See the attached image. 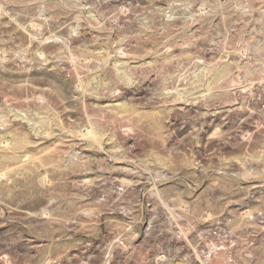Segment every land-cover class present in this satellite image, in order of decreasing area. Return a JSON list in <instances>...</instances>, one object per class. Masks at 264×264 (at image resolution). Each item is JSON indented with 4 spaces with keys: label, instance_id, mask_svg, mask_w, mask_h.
Returning a JSON list of instances; mask_svg holds the SVG:
<instances>
[{
    "label": "rangeland",
    "instance_id": "1",
    "mask_svg": "<svg viewBox=\"0 0 264 264\" xmlns=\"http://www.w3.org/2000/svg\"><path fill=\"white\" fill-rule=\"evenodd\" d=\"M0 264H264V0H0Z\"/></svg>",
    "mask_w": 264,
    "mask_h": 264
}]
</instances>
